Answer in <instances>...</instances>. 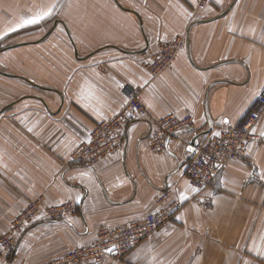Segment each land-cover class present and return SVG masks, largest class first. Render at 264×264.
Instances as JSON below:
<instances>
[{"label": "crops", "instance_id": "1", "mask_svg": "<svg viewBox=\"0 0 264 264\" xmlns=\"http://www.w3.org/2000/svg\"><path fill=\"white\" fill-rule=\"evenodd\" d=\"M177 38L183 49L152 77L142 62ZM127 85L141 89L147 116L113 154L75 163ZM263 87L264 0H0V236L36 199L41 211L75 207L54 221L40 214L0 264H46L87 246L101 228L166 210L155 205L166 190L179 204L169 220L104 264H264V115L210 187L185 177L195 137L238 125ZM167 115L190 116V128L152 151L150 131Z\"/></svg>", "mask_w": 264, "mask_h": 264}, {"label": "built area", "instance_id": "2", "mask_svg": "<svg viewBox=\"0 0 264 264\" xmlns=\"http://www.w3.org/2000/svg\"><path fill=\"white\" fill-rule=\"evenodd\" d=\"M209 1L198 0V6L203 7ZM183 47L182 38L161 42L157 52L143 61L142 65L152 77H157L172 64ZM123 95V107L111 118L97 123L91 130L88 141L75 149L72 155L75 163L91 167L107 155L113 154L121 147L130 123L143 120L147 116L140 88L127 85L123 88ZM263 115L264 87L259 92L255 104L248 109L238 125L221 130L219 135L204 137L194 147V156L185 166V177L189 186L198 191L210 187L214 178L229 163L244 154L246 145L257 139L254 129ZM190 125V116L161 117L155 122V128L150 131V149L155 152L166 151L169 140L180 131L190 128ZM167 202L170 204L164 211L148 214L142 219L118 227L99 229L89 245L73 249L46 264H104L109 259L122 260L131 250L155 235L169 220L170 214L179 208V204L172 201L170 190L162 192L155 205L160 207ZM74 210V205L65 203L41 211L40 199L32 201L10 224L8 231L0 236V253L12 251L20 235L35 223L40 214H43L47 221H54ZM107 249L113 251L108 252Z\"/></svg>", "mask_w": 264, "mask_h": 264}, {"label": "snow or ice", "instance_id": "3", "mask_svg": "<svg viewBox=\"0 0 264 264\" xmlns=\"http://www.w3.org/2000/svg\"><path fill=\"white\" fill-rule=\"evenodd\" d=\"M217 2L219 3L220 0H217ZM43 15H47V13L45 12V13H43ZM39 19H41V14H40V13H37L34 19H25V20L23 21V23H24V24H32V23H36V22H38ZM224 123H227V121H224ZM217 135H219V134L217 133ZM106 251H108V252H112L113 249H107Z\"/></svg>", "mask_w": 264, "mask_h": 264}, {"label": "water", "instance_id": "4", "mask_svg": "<svg viewBox=\"0 0 264 264\" xmlns=\"http://www.w3.org/2000/svg\"><path fill=\"white\" fill-rule=\"evenodd\" d=\"M210 130H211V128H210L209 130L205 131L204 133H202L201 135H198L197 137H195V141L191 143L193 149H194V147L200 142L201 138H202L205 134L209 133Z\"/></svg>", "mask_w": 264, "mask_h": 264}, {"label": "rangeland", "instance_id": "5", "mask_svg": "<svg viewBox=\"0 0 264 264\" xmlns=\"http://www.w3.org/2000/svg\"><path fill=\"white\" fill-rule=\"evenodd\" d=\"M7 231H8V230H7ZM7 231H6V232H7ZM6 232H5V233H6ZM15 247H16V246H15ZM15 247H14V248H15ZM10 252H11V251H10ZM10 252H9V253H10ZM0 254H1V253H0Z\"/></svg>", "mask_w": 264, "mask_h": 264}]
</instances>
